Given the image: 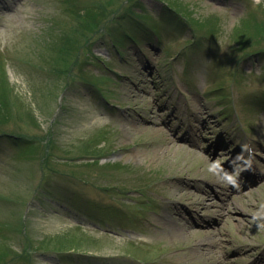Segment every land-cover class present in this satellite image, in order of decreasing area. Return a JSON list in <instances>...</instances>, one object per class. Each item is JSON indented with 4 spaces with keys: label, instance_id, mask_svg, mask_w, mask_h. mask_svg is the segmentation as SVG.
<instances>
[{
    "label": "rangeland",
    "instance_id": "rangeland-1",
    "mask_svg": "<svg viewBox=\"0 0 264 264\" xmlns=\"http://www.w3.org/2000/svg\"><path fill=\"white\" fill-rule=\"evenodd\" d=\"M262 223L264 0H0L6 264H264Z\"/></svg>",
    "mask_w": 264,
    "mask_h": 264
},
{
    "label": "clouds",
    "instance_id": "clouds-1",
    "mask_svg": "<svg viewBox=\"0 0 264 264\" xmlns=\"http://www.w3.org/2000/svg\"><path fill=\"white\" fill-rule=\"evenodd\" d=\"M242 152L248 150L247 145H242ZM243 159L241 155H237L236 160L233 161V165H236V161ZM250 167V163L244 164L243 166L236 165V169L233 172H228L224 169L223 162L220 159L213 160L209 165L207 171L214 174L216 177H219L220 174H223L222 182L227 185H231L234 188H239L238 178L240 173ZM255 219V217H254ZM261 228H264V223L258 225Z\"/></svg>",
    "mask_w": 264,
    "mask_h": 264
},
{
    "label": "trees",
    "instance_id": "trees-1",
    "mask_svg": "<svg viewBox=\"0 0 264 264\" xmlns=\"http://www.w3.org/2000/svg\"><path fill=\"white\" fill-rule=\"evenodd\" d=\"M177 5H176V7L179 9V10H182V4L181 3H177V2H175ZM172 7V6H171ZM173 9H175V8H173ZM185 9V11H186V8H184ZM179 10L177 11V9H175V11H176V13H178L179 12ZM195 25V26H194ZM215 25H216V23H215V21L213 20V16H211V17H209V18H207V19H203V20H200V19H194V20H191V26H192V28H194L195 29V27H199V28H202V26L206 29H208V33L209 34H212V33H214V30H215ZM247 24H245V25H243L242 27H244V26H246ZM154 30L156 31L157 30V28L155 27V25H154ZM239 28L238 29H235V31H234V36H233V38H235V40L237 39L238 41H240L241 43H240V47H241V49L243 50L246 46H247V44L249 45V42H251V41H248V40H243L242 39V35L239 33ZM209 34H207V35H209ZM214 35V34H213ZM212 35V36H213ZM133 39H135L134 37H133ZM251 49V48H250ZM249 49V50H250ZM248 50V51H249ZM9 258H10V255H9V253L8 252H6V249H4V248H2V247H0V264H6L7 263V261L9 260Z\"/></svg>",
    "mask_w": 264,
    "mask_h": 264
},
{
    "label": "bare ground",
    "instance_id": "bare-ground-1",
    "mask_svg": "<svg viewBox=\"0 0 264 264\" xmlns=\"http://www.w3.org/2000/svg\"><path fill=\"white\" fill-rule=\"evenodd\" d=\"M180 195L182 197L190 198L192 195H194V193L193 192H189V191H185V192H180Z\"/></svg>",
    "mask_w": 264,
    "mask_h": 264
}]
</instances>
